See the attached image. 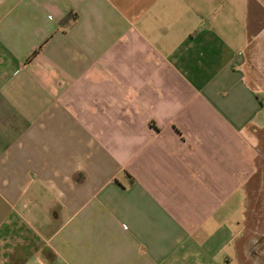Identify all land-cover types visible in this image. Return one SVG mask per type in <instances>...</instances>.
Here are the masks:
<instances>
[{
    "label": "crops",
    "instance_id": "1",
    "mask_svg": "<svg viewBox=\"0 0 264 264\" xmlns=\"http://www.w3.org/2000/svg\"><path fill=\"white\" fill-rule=\"evenodd\" d=\"M254 42L264 0H0V264H264Z\"/></svg>",
    "mask_w": 264,
    "mask_h": 264
},
{
    "label": "rangeland",
    "instance_id": "2",
    "mask_svg": "<svg viewBox=\"0 0 264 264\" xmlns=\"http://www.w3.org/2000/svg\"><path fill=\"white\" fill-rule=\"evenodd\" d=\"M253 45L248 49L247 56L248 60L246 63V68L248 69V75H251V78L254 81H257L258 78H254L252 74H254L253 70L255 66L262 68V72L264 73V57L262 56V48H256V42L252 43ZM261 50V51H260ZM261 52V53H260ZM264 78V77H263ZM254 202L253 213H250L248 210V221L255 222V231H263L264 228V202H263V192L255 191L252 198ZM254 220V221H253ZM257 220L261 221V225L257 223Z\"/></svg>",
    "mask_w": 264,
    "mask_h": 264
},
{
    "label": "water",
    "instance_id": "3",
    "mask_svg": "<svg viewBox=\"0 0 264 264\" xmlns=\"http://www.w3.org/2000/svg\"><path fill=\"white\" fill-rule=\"evenodd\" d=\"M263 172H264V167H263ZM264 178V177H263Z\"/></svg>",
    "mask_w": 264,
    "mask_h": 264
}]
</instances>
